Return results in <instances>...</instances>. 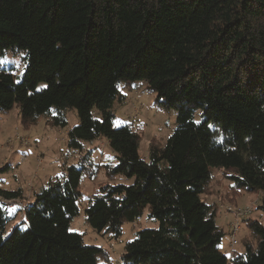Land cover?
Segmentation results:
<instances>
[{
    "label": "trees",
    "instance_id": "16d2710c",
    "mask_svg": "<svg viewBox=\"0 0 264 264\" xmlns=\"http://www.w3.org/2000/svg\"><path fill=\"white\" fill-rule=\"evenodd\" d=\"M11 53L25 66L19 81L0 69V112L15 105L24 128L43 116L62 129L74 110L79 123L66 147L82 157L32 195L25 229L15 223L7 232L14 217L0 200V264L110 262L70 231L82 177L101 168L133 183L101 187L83 210L86 224L118 239L146 208L156 223L126 243L122 264H264V221L244 220L243 250L230 258L216 224L218 204L264 190V0H0V61ZM135 81L176 112L148 160L129 125L113 126L114 103L125 100L117 85ZM99 139L115 164L96 165L85 151ZM212 168L229 182L217 203L206 199L216 193ZM22 196L0 188L2 200ZM255 209L264 217V200Z\"/></svg>",
    "mask_w": 264,
    "mask_h": 264
},
{
    "label": "rangeland",
    "instance_id": "374dc122",
    "mask_svg": "<svg viewBox=\"0 0 264 264\" xmlns=\"http://www.w3.org/2000/svg\"><path fill=\"white\" fill-rule=\"evenodd\" d=\"M22 53L8 54L5 59L0 61V69L14 75L16 81H19L23 74L25 66L22 60ZM44 83H40L37 89H43ZM117 89L120 95L124 96L123 102H116L113 106L115 119L113 121L114 128L123 125H129L133 131L139 136L138 152L142 159L148 160V150L150 146L163 147L167 138L175 127L176 112L174 110L162 109L157 104L156 94L148 89L145 81H135L130 83L119 82ZM68 125L65 128L47 127L46 119L42 116L36 124L28 125L24 128L21 125L18 108L14 107L7 112H0V166L8 165V170H0V188L6 190L21 189L23 196L19 199L25 205L32 200V195L41 187L45 186L50 180L59 176L67 165L77 164L82 157L78 153H70L66 147V134L69 129L78 125L79 120L74 110L67 112ZM195 121L201 120L200 111L195 113ZM19 136L27 144L15 141ZM91 150L93 153V161L96 165L115 164L113 152L108 147L106 140H94L91 144L85 145V151ZM1 169V168H0ZM100 169L94 175L86 173L82 177V197L79 202L80 215L75 217L70 223V231L81 234L84 243L103 248L108 252L110 262H100L99 264H122L121 256L127 242L131 241L136 232L143 228H153L156 226L154 220L148 215V208L143 215L134 220L127 222L122 226L121 236L117 239L108 233H98L93 231L85 222L83 210L87 208V204L93 194L105 185H131L133 179L117 175L110 178ZM91 169L88 167V171ZM211 188L215 195L207 196V201L218 202V198L229 192V182L224 177L222 171L212 168ZM259 192L246 193L239 191L233 201L218 204V215L216 224L225 233L220 245L221 252L229 256L231 251L241 252V238L247 234L242 222L241 230L237 235L239 243L236 246H230V237L228 233V224L233 221V217L226 213L227 207L245 208L254 204ZM264 200V190L262 197ZM7 213L13 216V223L7 226L9 232L15 223H21L24 214L15 207H7ZM260 222L264 221V217L260 211L256 209L250 215ZM20 228L25 229L24 224H19Z\"/></svg>",
    "mask_w": 264,
    "mask_h": 264
},
{
    "label": "built area",
    "instance_id": "2783aa9c",
    "mask_svg": "<svg viewBox=\"0 0 264 264\" xmlns=\"http://www.w3.org/2000/svg\"><path fill=\"white\" fill-rule=\"evenodd\" d=\"M21 142L23 144H27L25 141H23V139L19 136H17L15 138V141ZM259 196L256 197L254 204L257 206L261 205L262 200L260 199V197H262V191L259 192ZM7 207H15L16 209H18V211H21L24 214V205L22 204V202L19 201L18 199H9V200H2L0 199ZM255 208H253L252 206H248L245 208H237V207H227L226 208V213L232 215L233 217V221H231L228 224V233H229V237H230V246H236L239 242L237 240V235L241 230V226H242V222L249 217V215H252V212ZM232 251L230 252L229 256L227 257H231Z\"/></svg>",
    "mask_w": 264,
    "mask_h": 264
},
{
    "label": "crops",
    "instance_id": "0c3cea01",
    "mask_svg": "<svg viewBox=\"0 0 264 264\" xmlns=\"http://www.w3.org/2000/svg\"><path fill=\"white\" fill-rule=\"evenodd\" d=\"M3 166H4V165H3ZM3 166H0V168H2ZM47 183H48V182H47ZM47 183H46V184H47ZM13 190H16V189H13ZM13 190H12V191H13Z\"/></svg>",
    "mask_w": 264,
    "mask_h": 264
}]
</instances>
